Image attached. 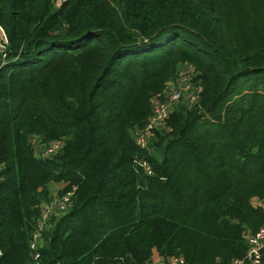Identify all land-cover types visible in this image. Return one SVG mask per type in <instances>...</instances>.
Instances as JSON below:
<instances>
[{"label":"trees","instance_id":"obj_1","mask_svg":"<svg viewBox=\"0 0 264 264\" xmlns=\"http://www.w3.org/2000/svg\"><path fill=\"white\" fill-rule=\"evenodd\" d=\"M0 26V264L33 263L40 204L72 185L38 264L244 254L264 224V0H0ZM184 71L194 98L141 147Z\"/></svg>","mask_w":264,"mask_h":264},{"label":"built area","instance_id":"obj_2","mask_svg":"<svg viewBox=\"0 0 264 264\" xmlns=\"http://www.w3.org/2000/svg\"><path fill=\"white\" fill-rule=\"evenodd\" d=\"M0 49L4 47L7 42L4 31L0 35ZM189 73L185 72L178 78L177 83H172L164 95L153 98V107L145 124L138 131L136 135V142L141 146H147L150 136H152L155 128L162 127L165 124L166 117L169 111L184 94V91L189 87ZM194 98V96H192ZM31 141L35 146H38V151L43 156L54 155L62 146V141L59 138L50 139L47 142H39V137L34 136ZM144 166L146 172L150 173V166L145 160L140 161ZM75 185L66 189L56 197L42 201L40 204V212L36 218L35 228L29 240V246L32 248V256L34 261L32 264H38L39 251L36 250L38 245V238L41 236V230L44 227L48 217L57 209H66L71 202V195ZM246 249L242 256L233 257L229 264H262V253L264 248V224L258 227L255 231L245 232ZM184 256L180 253L170 255L157 261L152 259L144 262V264H181ZM122 264V263H117Z\"/></svg>","mask_w":264,"mask_h":264},{"label":"rangeland","instance_id":"obj_3","mask_svg":"<svg viewBox=\"0 0 264 264\" xmlns=\"http://www.w3.org/2000/svg\"><path fill=\"white\" fill-rule=\"evenodd\" d=\"M2 31H3V29L1 28V26H0V35L2 34ZM1 42V41H0ZM196 91H197V88H195V87H191V88H189V89H186L185 91H184V94H183V96H182V98L180 99V100H178V101H176L175 103H174V106L176 105V104H178V102L180 101V102H182L183 104H188V103H190L191 101H190V99H193L192 98V96H194L195 94H196ZM54 184V182H51L49 185H53ZM59 188V187H58ZM60 193V192H59ZM57 195V194H56Z\"/></svg>","mask_w":264,"mask_h":264},{"label":"crops","instance_id":"obj_4","mask_svg":"<svg viewBox=\"0 0 264 264\" xmlns=\"http://www.w3.org/2000/svg\"><path fill=\"white\" fill-rule=\"evenodd\" d=\"M61 185H62L61 182H54L53 185H49L51 195L58 194V189L61 187ZM162 258H163L162 255H159L158 253H154L151 259L153 261H157V260H160Z\"/></svg>","mask_w":264,"mask_h":264},{"label":"water","instance_id":"obj_5","mask_svg":"<svg viewBox=\"0 0 264 264\" xmlns=\"http://www.w3.org/2000/svg\"><path fill=\"white\" fill-rule=\"evenodd\" d=\"M245 234V233H244Z\"/></svg>","mask_w":264,"mask_h":264}]
</instances>
